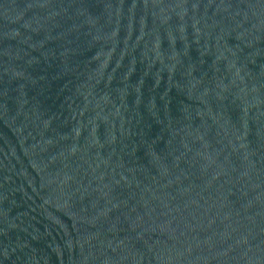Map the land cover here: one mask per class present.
<instances>
[{
	"label": "water",
	"instance_id": "1",
	"mask_svg": "<svg viewBox=\"0 0 264 264\" xmlns=\"http://www.w3.org/2000/svg\"><path fill=\"white\" fill-rule=\"evenodd\" d=\"M0 264H264V0H0Z\"/></svg>",
	"mask_w": 264,
	"mask_h": 264
}]
</instances>
